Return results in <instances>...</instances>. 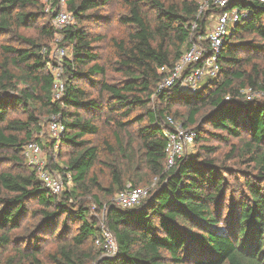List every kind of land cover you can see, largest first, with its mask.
Here are the masks:
<instances>
[{
  "label": "trees",
  "instance_id": "1",
  "mask_svg": "<svg viewBox=\"0 0 264 264\" xmlns=\"http://www.w3.org/2000/svg\"><path fill=\"white\" fill-rule=\"evenodd\" d=\"M124 1L129 14L121 22L129 31L126 38L113 41L115 71L123 79L111 83L97 46L107 38L85 26L98 18L108 1L67 0L75 24L57 30L53 21L58 1L47 10L41 0H0V35L21 29L38 33L36 38L20 37L23 47L3 48L7 58L0 67V168L9 163L23 166L24 148L38 141L35 133L43 117H57L65 126L58 143L67 148V160L65 168L55 169L64 177L70 175L65 182L73 185L63 198L44 186L36 170L0 169V250L13 245L14 234L30 213L29 203L37 201L38 225L22 238L25 250L9 257L8 264H264V103L249 101L242 93L264 92V66L255 61L264 57V43L257 41L264 42V3L231 1L245 14L224 44L221 75L186 94L177 87L158 92L165 78L160 69L172 67L206 33L207 19H198L200 0ZM196 22L199 26L193 30ZM247 35L254 38L245 40ZM58 36L71 45L72 56L64 62L65 93L55 100L49 46ZM88 88L99 89L97 96ZM17 111L24 117H9ZM169 118L182 119L185 128L197 125L192 129L195 146H201L167 170ZM109 125L115 127L119 150L132 161V139L124 143L116 130L138 125L140 162L158 179L157 188L133 209L110 201L126 189L115 165L108 188L96 175L100 148L91 137L100 136ZM205 126L213 131L206 135ZM228 138L240 140L242 146L234 144L227 158L248 155L261 182H245L246 198L233 196L230 203L226 177L241 172L220 164L214 156L217 148L206 145V139L227 143ZM103 192L106 205L97 194ZM89 198L98 204V212L87 206ZM101 212L118 246L114 258H105L97 244L103 233L93 215ZM62 219L59 244L42 257L40 236H55ZM223 222L226 232L218 228Z\"/></svg>",
  "mask_w": 264,
  "mask_h": 264
},
{
  "label": "rangeland",
  "instance_id": "2",
  "mask_svg": "<svg viewBox=\"0 0 264 264\" xmlns=\"http://www.w3.org/2000/svg\"><path fill=\"white\" fill-rule=\"evenodd\" d=\"M47 7V10L53 8L54 1H58L60 8H65L69 10V5L67 0H41ZM103 1V0H101ZM108 3L106 5L101 6V9L98 11V18H96L93 22L86 24L85 26L92 34H101L105 36L107 39L104 43L98 44V50L101 53V61L102 63L108 68L107 78L111 83H117L123 79V76L115 71V67L117 66V59L115 54L117 52L115 45H113L114 40H122L127 37L129 28L124 26L121 22V18L125 15L129 14V10L127 4L124 0H106ZM173 0H166V2H170ZM70 11V10H69ZM41 21L39 24H42ZM215 23V18L213 16H209L207 18V32L210 31V28ZM38 35L36 29H21L15 33H9L0 35V67L3 65V62L7 58V55L4 53V47H23L24 43L20 41V37L22 38H36ZM254 36L247 35L245 40H252ZM258 42L264 43L262 40L257 39ZM51 47V57L56 53L57 50H61L65 48L69 53V56L72 55V47L69 43H65L62 41V38H57L50 44ZM244 56V55H241ZM255 61L262 64L264 66V57H255ZM64 74V72H63ZM64 77V76H63ZM63 83L64 80L62 79ZM212 80L205 78L201 83L200 87L203 88L208 82ZM90 92L97 96L99 89L95 88H88ZM259 93V92H258ZM256 100L264 103V92H260L256 96ZM157 102L153 104L156 106ZM152 108V107H151ZM136 112L135 114H137ZM185 116L187 117V112L183 111ZM9 117H24V114L21 111L13 112L9 115ZM52 118L49 119L47 117H43L39 130L35 133V138L38 140L36 143L39 144L42 150L41 161L44 163L48 169H51L55 172H59L58 169H55V166H59L60 168H65L67 156L65 152L67 151L66 147H60L59 141L61 137H55L54 134L50 130V122ZM183 120H178V124L182 125ZM199 125V124H198ZM197 125H189V129L196 128ZM138 125L129 127L126 129L125 132H119L117 129L116 131L120 134L119 138L124 143L130 142L131 139L133 141V148L130 149L129 152L133 151V155L135 160L132 161L129 159V155H124L119 148L118 142L116 141L114 130L115 127L113 126H106L103 129V132L98 137H91L93 142L99 146L100 148V161L96 165L95 171L96 175L99 178L101 184L108 188L112 182V167L111 165H115L121 172L124 178V182L127 186H139L142 188H146L150 191H153L157 188V180L155 177L149 174L148 170L143 166L141 163V152H140V140L135 135ZM205 133L206 135L208 132H212L213 128L210 126H205ZM132 136V137H131ZM208 142L206 145L214 146L217 148V153L214 155L217 157L218 162L220 164H225L227 167L237 169L241 172V174L237 175V177L227 176V180L230 184V190L228 191V203L234 196L236 200H241L246 198L247 191L245 189V182L252 181L257 184L261 183L257 178V172L254 169L253 164L248 163L249 156H242V154H237L236 157L233 159H228V155L232 151L233 145L238 144L240 147L242 146L240 140L238 139H231L228 138V142H219L214 139H206ZM54 141H56V145L53 146ZM111 147V150H108L107 145ZM201 145H194L190 148L189 154H194L199 151ZM11 168L15 173H20L23 170L26 172H30L32 170H36L32 166H30L28 160L24 162L23 166H19L15 163H9L3 166V168ZM170 170V169H167ZM60 173V172H59ZM63 175V174H62ZM64 176V175H63ZM64 187L61 193V196L64 198V194L69 188H72V183H66L63 181ZM264 187V185H263ZM245 192V193H244ZM100 196V201L104 204L106 203V194L97 193ZM62 198V200H63ZM116 198L110 199L113 204H116ZM75 203V202H74ZM106 205V204H105ZM87 206L91 208L92 212H98V204L91 198L87 200ZM30 213L27 215L23 222L22 229L14 234V243L13 245L0 250V264H8V258L14 256L18 250L21 251L25 250V245H23L22 238L31 230L34 226L38 225L39 219L37 217L41 206L37 201H32L29 203ZM226 214L228 213V207L225 210ZM97 216L101 222L105 219V213H97L93 216ZM64 219L60 221L59 227L55 233V236H45L41 235V252L42 257H46L49 253L53 252L56 248L57 244H59L58 235L63 231V222ZM76 228V227H74ZM218 228L221 231H227L226 224L223 222L219 224ZM36 230V229H35ZM75 230L72 231L71 234H74ZM57 237V238H56Z\"/></svg>",
  "mask_w": 264,
  "mask_h": 264
},
{
  "label": "built area",
  "instance_id": "3",
  "mask_svg": "<svg viewBox=\"0 0 264 264\" xmlns=\"http://www.w3.org/2000/svg\"><path fill=\"white\" fill-rule=\"evenodd\" d=\"M232 0H200L198 19H207V14L215 18V23L210 31L200 34L192 43L191 48L172 66H164L160 73L165 75L163 82L159 86L158 92L165 89L177 87L180 92L194 94L201 90L200 83L205 79L216 81L222 70L221 54L224 44L231 36L235 25L241 21L244 12L240 8L231 5ZM264 3V0H258ZM55 19L53 26L57 30H62L75 24L73 14L60 8L59 3L54 9ZM198 23H194L193 30L198 28ZM61 38L57 37V40ZM49 70L54 77V98L59 100L65 93L63 79L64 62L71 59L65 48L57 50L51 57ZM211 82V81H209ZM208 82V83H209ZM246 99L251 101L259 94L252 89L242 92ZM229 98H227L228 100ZM50 130L55 137H61L65 132V126L57 117H52ZM196 132L189 128L179 125L172 118H169V127L165 130L167 140V168L175 166L178 159L189 154L190 148L195 145ZM25 156L33 168L36 169L40 181L55 196H60L63 191V181L71 180V176L64 177L61 173L48 169L41 161L42 150L38 143L32 142L25 146ZM70 183V182H69ZM149 196V190L146 188H135L127 186L120 192L116 198V204L123 209H133L139 206ZM103 241H97V244L103 247L105 258H114L118 253V246L107 222L104 219L101 224Z\"/></svg>",
  "mask_w": 264,
  "mask_h": 264
}]
</instances>
